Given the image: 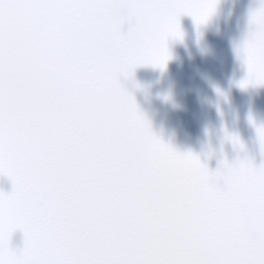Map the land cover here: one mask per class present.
Returning a JSON list of instances; mask_svg holds the SVG:
<instances>
[{
  "label": "snow or ice",
  "instance_id": "obj_1",
  "mask_svg": "<svg viewBox=\"0 0 264 264\" xmlns=\"http://www.w3.org/2000/svg\"><path fill=\"white\" fill-rule=\"evenodd\" d=\"M218 3L0 0V264H264V161L212 169L158 136L130 87ZM236 53L239 86H264V0Z\"/></svg>",
  "mask_w": 264,
  "mask_h": 264
},
{
  "label": "water",
  "instance_id": "obj_2",
  "mask_svg": "<svg viewBox=\"0 0 264 264\" xmlns=\"http://www.w3.org/2000/svg\"><path fill=\"white\" fill-rule=\"evenodd\" d=\"M258 3L219 0L215 14L199 30L192 17H182L184 39L169 42L166 68L139 67L135 81L141 87L130 85L154 132L181 151L199 154L212 169L224 155L235 160L250 154L257 163L264 161L256 127L264 124V86H239L246 67L236 53L248 32L250 10ZM226 134H238L246 153ZM11 190V181L0 177V191ZM23 241L18 231L14 244L22 247Z\"/></svg>",
  "mask_w": 264,
  "mask_h": 264
}]
</instances>
